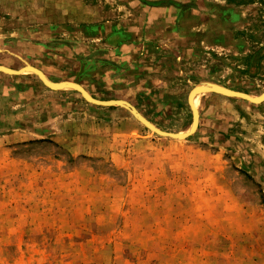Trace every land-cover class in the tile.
Wrapping results in <instances>:
<instances>
[{
	"label": "rangeland",
	"instance_id": "obj_1",
	"mask_svg": "<svg viewBox=\"0 0 264 264\" xmlns=\"http://www.w3.org/2000/svg\"><path fill=\"white\" fill-rule=\"evenodd\" d=\"M37 1L0 0V66L170 133L197 85L264 93V0ZM198 111L179 141L0 72V264H264V102Z\"/></svg>",
	"mask_w": 264,
	"mask_h": 264
},
{
	"label": "water",
	"instance_id": "obj_2",
	"mask_svg": "<svg viewBox=\"0 0 264 264\" xmlns=\"http://www.w3.org/2000/svg\"><path fill=\"white\" fill-rule=\"evenodd\" d=\"M23 69H30L31 71H33V73L36 74L40 78V80L49 89L53 91H60V90H63L64 88H70L72 90L78 91L87 102L93 105L101 106V107H115V106L122 107L128 110L140 123H142L147 129L154 132L155 134L160 135L162 137L169 138V139L179 140V141L187 140L188 138L193 136L198 130L200 115H199L198 109L195 108L193 104V99L196 96L204 95V94H217V95H222L228 98L242 99L252 104H261L264 102V93L261 96H250L246 93L234 91L232 89H228L226 87L219 86V85L208 84L207 87H202V86L197 85L191 90V92L189 93V97H188V102H189V105L193 113L192 126L190 127L188 131H185V132L170 133V132H166V131H163L157 128L150 121H148L144 116H142L131 104H129L126 101H122V100L100 101V100L93 98L84 89V87H82L81 85L77 83L51 82L42 71L30 65H27ZM21 70L16 71V70L6 68L4 66H0V72L7 73L9 75H20ZM46 78L49 80V82L46 81Z\"/></svg>",
	"mask_w": 264,
	"mask_h": 264
},
{
	"label": "crops",
	"instance_id": "obj_3",
	"mask_svg": "<svg viewBox=\"0 0 264 264\" xmlns=\"http://www.w3.org/2000/svg\"><path fill=\"white\" fill-rule=\"evenodd\" d=\"M72 1L73 0H49V5L50 6H56V5H59V6H62L61 4H63V6L65 7V9H66V11H64L65 12V14H67V12H70L71 11V13H72V9H70V7L72 6ZM83 1V0H82ZM37 2H41V0H38ZM84 2V1H83ZM83 4V3H82ZM92 5H99V2H97L96 4H93V3H91ZM86 5H88V3L86 2ZM70 13V14H71ZM102 15H103V13H102ZM69 16H71V15H69Z\"/></svg>",
	"mask_w": 264,
	"mask_h": 264
},
{
	"label": "bare ground",
	"instance_id": "obj_4",
	"mask_svg": "<svg viewBox=\"0 0 264 264\" xmlns=\"http://www.w3.org/2000/svg\"><path fill=\"white\" fill-rule=\"evenodd\" d=\"M29 73H33V71H31L30 69H22L21 70V73L20 74H29ZM47 77V76H46ZM48 78V77H47ZM46 78V81L49 82V80ZM208 84H200L198 86H202V87H207ZM64 89H69V88H64ZM261 96V95H260ZM200 97L201 95L199 96H196L194 97L193 99V104H194V107L198 109V105H199V101H200Z\"/></svg>",
	"mask_w": 264,
	"mask_h": 264
}]
</instances>
